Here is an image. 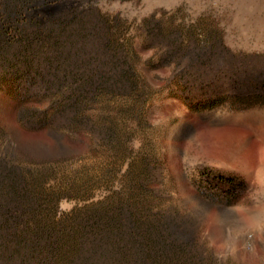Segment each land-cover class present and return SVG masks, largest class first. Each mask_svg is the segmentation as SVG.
<instances>
[{"label": "rangeland", "instance_id": "rangeland-1", "mask_svg": "<svg viewBox=\"0 0 264 264\" xmlns=\"http://www.w3.org/2000/svg\"><path fill=\"white\" fill-rule=\"evenodd\" d=\"M0 171L54 264H264V0H0Z\"/></svg>", "mask_w": 264, "mask_h": 264}, {"label": "trees", "instance_id": "trees-1", "mask_svg": "<svg viewBox=\"0 0 264 264\" xmlns=\"http://www.w3.org/2000/svg\"><path fill=\"white\" fill-rule=\"evenodd\" d=\"M68 77L70 73L64 75V78ZM81 80L90 84L93 77L85 74ZM5 179L6 174L0 171V264H54L51 235L45 229L35 230L25 226V202L20 183L15 180L7 183ZM89 232L83 230L79 237L78 254L73 263L144 264L140 263L143 259L140 250L134 246H129L126 253L133 263H122L124 253Z\"/></svg>", "mask_w": 264, "mask_h": 264}]
</instances>
